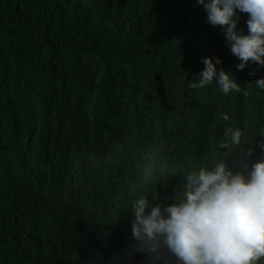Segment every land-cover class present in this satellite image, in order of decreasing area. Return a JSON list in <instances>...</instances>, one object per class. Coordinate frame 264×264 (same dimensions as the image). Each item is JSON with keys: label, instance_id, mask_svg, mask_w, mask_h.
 Wrapping results in <instances>:
<instances>
[{"label": "trees", "instance_id": "obj_1", "mask_svg": "<svg viewBox=\"0 0 264 264\" xmlns=\"http://www.w3.org/2000/svg\"><path fill=\"white\" fill-rule=\"evenodd\" d=\"M206 15L195 0H0V264H153L131 235L137 198L163 207L193 168L264 159V66L237 69ZM205 56L241 90L189 88Z\"/></svg>", "mask_w": 264, "mask_h": 264}, {"label": "clouds", "instance_id": "obj_2", "mask_svg": "<svg viewBox=\"0 0 264 264\" xmlns=\"http://www.w3.org/2000/svg\"><path fill=\"white\" fill-rule=\"evenodd\" d=\"M195 2L203 6L207 22L221 28L239 61L237 69L250 62L264 66V0ZM241 12L248 14L246 33L237 27ZM202 63L198 82L190 80L189 88L215 81L225 95L241 90L231 70L217 68L219 56H205ZM255 87L264 90V77L256 79ZM241 135L239 129H228L221 147L231 151L241 143ZM132 214L135 251L146 253L153 264H159L163 251L174 256L176 264H264V159L254 161L247 173L230 170L223 160L193 168L185 175L178 200L162 207L139 197Z\"/></svg>", "mask_w": 264, "mask_h": 264}]
</instances>
